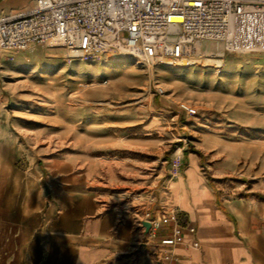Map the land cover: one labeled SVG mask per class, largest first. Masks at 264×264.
Returning <instances> with one entry per match:
<instances>
[{
  "label": "rangeland",
  "instance_id": "rangeland-1",
  "mask_svg": "<svg viewBox=\"0 0 264 264\" xmlns=\"http://www.w3.org/2000/svg\"><path fill=\"white\" fill-rule=\"evenodd\" d=\"M263 17L249 45L264 39ZM240 50L205 41L189 65L157 66L119 52L85 60L61 43L0 52V127L143 218L184 148L200 152L224 208L264 202V48Z\"/></svg>",
  "mask_w": 264,
  "mask_h": 264
},
{
  "label": "crops",
  "instance_id": "crops-1",
  "mask_svg": "<svg viewBox=\"0 0 264 264\" xmlns=\"http://www.w3.org/2000/svg\"><path fill=\"white\" fill-rule=\"evenodd\" d=\"M34 7L35 0H0V18ZM4 126L0 264H158L156 245L140 226L143 217L110 205L82 183L84 177L63 170L64 162ZM184 151L174 177L148 205L155 215L168 212L181 225L197 227L196 234L185 231L171 252L185 264H264V202L224 208L201 171L202 157ZM173 226H162L161 235H170Z\"/></svg>",
  "mask_w": 264,
  "mask_h": 264
},
{
  "label": "built area",
  "instance_id": "built-area-1",
  "mask_svg": "<svg viewBox=\"0 0 264 264\" xmlns=\"http://www.w3.org/2000/svg\"><path fill=\"white\" fill-rule=\"evenodd\" d=\"M253 15H264V0H35L31 10L0 18V52L58 40L85 60L119 52L149 66L188 63L205 41L228 50L237 22ZM181 107L194 113L187 103ZM144 221L151 223L146 240L156 245L157 263L185 264L171 249L183 242L185 231L196 234V225L151 210ZM172 222V233L161 235Z\"/></svg>",
  "mask_w": 264,
  "mask_h": 264
},
{
  "label": "bare ground",
  "instance_id": "bare-ground-1",
  "mask_svg": "<svg viewBox=\"0 0 264 264\" xmlns=\"http://www.w3.org/2000/svg\"><path fill=\"white\" fill-rule=\"evenodd\" d=\"M255 16V15H253ZM253 16H250L249 18L245 19L244 21H238L237 24H236V33H235V37H234V41L232 42V44L230 45L229 44V49L228 50H231V51H237V52H242L244 50H240V49H250V48H264V39H261L260 41L256 42L255 40V43H253V45H249V40L248 37H249V34H248V31L250 29H248L250 26L249 23H250V20ZM253 19V18H252ZM263 20H264V17L261 18V20H259V23H263ZM253 21V20H252ZM255 23V22H254ZM252 25V24H251ZM253 27L256 28L255 24H253ZM253 29V28H252ZM251 29V30H252ZM254 31V29H253ZM254 34V32H253ZM259 35V34H258ZM247 38V39H246ZM244 39H246V41H243ZM242 40V41H241ZM240 42V43H239ZM59 43L58 40H51L48 42V44L50 45H55ZM249 51V50H248ZM73 54V52H72ZM76 54V52L73 54V56ZM77 55V54H76ZM221 56H222V52H221ZM216 60V59H215ZM216 62L219 64V65H222L223 64V59H219V60H216ZM186 63V62H185ZM187 65H189L190 63H186Z\"/></svg>",
  "mask_w": 264,
  "mask_h": 264
},
{
  "label": "water",
  "instance_id": "water-1",
  "mask_svg": "<svg viewBox=\"0 0 264 264\" xmlns=\"http://www.w3.org/2000/svg\"><path fill=\"white\" fill-rule=\"evenodd\" d=\"M142 224L145 227L146 231L148 232L150 230L151 223L148 221H143Z\"/></svg>",
  "mask_w": 264,
  "mask_h": 264
},
{
  "label": "trees",
  "instance_id": "trees-1",
  "mask_svg": "<svg viewBox=\"0 0 264 264\" xmlns=\"http://www.w3.org/2000/svg\"><path fill=\"white\" fill-rule=\"evenodd\" d=\"M192 152H197L199 155H201L200 152H198V151H196L194 149L192 150ZM216 193H217L218 202L221 203V200H220V197H219V193L218 192H216ZM259 199L264 201V197L260 196Z\"/></svg>",
  "mask_w": 264,
  "mask_h": 264
}]
</instances>
